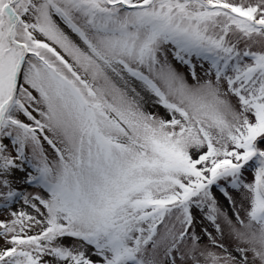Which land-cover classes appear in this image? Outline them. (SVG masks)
<instances>
[{
  "label": "snow or ice",
  "instance_id": "obj_1",
  "mask_svg": "<svg viewBox=\"0 0 264 264\" xmlns=\"http://www.w3.org/2000/svg\"><path fill=\"white\" fill-rule=\"evenodd\" d=\"M0 213V264H264V0H0Z\"/></svg>",
  "mask_w": 264,
  "mask_h": 264
},
{
  "label": "rangeland",
  "instance_id": "obj_2",
  "mask_svg": "<svg viewBox=\"0 0 264 264\" xmlns=\"http://www.w3.org/2000/svg\"><path fill=\"white\" fill-rule=\"evenodd\" d=\"M171 58V57H170ZM195 62V61H194ZM173 64L175 67H177V69L181 72H184L186 75H187V69L176 64L175 61H173ZM205 67H207V65L205 64ZM201 71V69L199 68V65L197 66V72L199 73ZM190 79V77H189ZM234 99V98H233ZM45 148L48 150V152L51 154V149H48V146L45 145ZM246 175L248 176L249 179H251V173H246ZM20 188L26 190L27 192H30V193H34L36 191H38V189L34 188V187H27L25 185H19ZM213 194L217 196V199L219 200L221 206L223 207V209L225 211H227L229 213V215H231V212H232V209L231 207L228 205V203L219 195V193L213 189ZM15 208H19L20 205L17 204V205H14ZM4 215H6V213H0V218H3ZM241 215H243V211H241ZM207 224V222H205V225ZM210 231H213L211 228H209ZM197 231H199V228H197ZM225 243H228V241H225ZM231 246V245H229Z\"/></svg>",
  "mask_w": 264,
  "mask_h": 264
}]
</instances>
